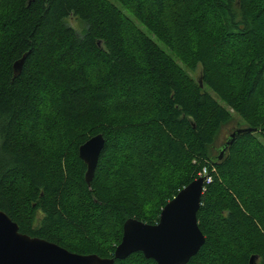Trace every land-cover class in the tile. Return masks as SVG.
Wrapping results in <instances>:
<instances>
[{"label":"trees","instance_id":"1","mask_svg":"<svg viewBox=\"0 0 264 264\" xmlns=\"http://www.w3.org/2000/svg\"><path fill=\"white\" fill-rule=\"evenodd\" d=\"M113 1L149 35L111 0H0V211L22 234L110 258L127 219L156 224L206 167L205 241L187 264H264V0ZM233 115L244 125L222 142ZM98 134L88 186L78 147Z\"/></svg>","mask_w":264,"mask_h":264},{"label":"water","instance_id":"2","mask_svg":"<svg viewBox=\"0 0 264 264\" xmlns=\"http://www.w3.org/2000/svg\"><path fill=\"white\" fill-rule=\"evenodd\" d=\"M23 60L24 56L14 62L15 76L20 73ZM244 132L251 133L254 129H237L225 145L231 144L236 134ZM103 145L104 138L98 134L78 147L79 159L86 166L84 180L88 186ZM202 194L203 178H197L164 205L156 224L127 219L123 223L120 243L110 258L72 253L54 243L22 234L18 225L0 211V264H113L136 252L155 264H187L205 241L196 217ZM253 260L252 256L249 264H253Z\"/></svg>","mask_w":264,"mask_h":264},{"label":"rangeland","instance_id":"3","mask_svg":"<svg viewBox=\"0 0 264 264\" xmlns=\"http://www.w3.org/2000/svg\"><path fill=\"white\" fill-rule=\"evenodd\" d=\"M112 2H114V4L119 8V9H121L122 10V12L130 19V21L132 22V24L135 26V28L136 29H138V30H140L142 33H144V34H146V35H149V33L146 31V29L143 27V26H141L138 22H137V20L133 17V15L131 14V12H129L128 10H126L125 8H123L119 3H117L116 1H113V0H111ZM171 14H172V10H171ZM171 19H173V16L171 17ZM67 22H68V24L71 26V27H73L76 31H80L81 29H82V26H81V24L79 23V22H77L75 19H73V18H70V19H68L67 20ZM173 30H174V32H176V34H177V30L175 29V27L173 28ZM176 36V35H175ZM150 37V36H149ZM151 38V37H150ZM154 40H155V38H154ZM156 43H158V45L162 48V49H165V47L161 44V43H159L158 41H155ZM182 42L183 43H185L186 44V52L189 50L190 51V49L192 48V42H193V40H192V38H191V40H186V39H184L183 38V40H182ZM129 43V42H128ZM129 45L132 47V48H135L134 46H132L130 43H129ZM186 55V54H185ZM181 56V55H180ZM183 61V60H182ZM181 61V59H176V62H178V64L180 65V67H181V69H183L187 74H188V76L190 77V78H192L193 80H198V78H199V76H200V68L199 67H197L196 69H195V71H191V70H189V69H187L186 68V65L183 63ZM143 92H142V96H145L146 97V93H148V88L145 90V89H143L142 90ZM262 105L264 106V96H263V99H262ZM132 109H134V108H127L126 110L127 111H131ZM237 123L239 124V125H241V126H243L244 124L241 122V120H239V118L236 116V115H233V122L231 123V124H229V125H227L226 127H224L223 128V130L221 131V140L222 139H227L228 138V135L231 133V131L234 129V128H236V126H237ZM260 141H262L261 139H260ZM222 142H223V140H222ZM222 142H218L217 143V148L219 149L220 147H221V143ZM263 142V141H262ZM264 144V143H263ZM48 146L51 148V143H49L48 142ZM218 149L216 150V151H218ZM216 151L214 152L215 154H216Z\"/></svg>","mask_w":264,"mask_h":264},{"label":"built area","instance_id":"4","mask_svg":"<svg viewBox=\"0 0 264 264\" xmlns=\"http://www.w3.org/2000/svg\"><path fill=\"white\" fill-rule=\"evenodd\" d=\"M198 178H203V191L205 190V186L212 181V176L208 172L206 167H202L200 172L198 173Z\"/></svg>","mask_w":264,"mask_h":264}]
</instances>
